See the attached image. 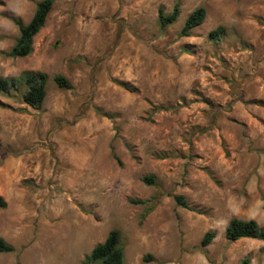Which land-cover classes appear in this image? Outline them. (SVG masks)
I'll return each mask as SVG.
<instances>
[{"label": "rangeland", "instance_id": "obj_1", "mask_svg": "<svg viewBox=\"0 0 264 264\" xmlns=\"http://www.w3.org/2000/svg\"><path fill=\"white\" fill-rule=\"evenodd\" d=\"M39 1L0 0V77L48 75L40 111L22 83L0 93V237L16 249L0 264H84L112 230L125 264H264V241L225 235L234 217L264 228V0H56L33 52L8 57L11 19Z\"/></svg>", "mask_w": 264, "mask_h": 264}, {"label": "trees", "instance_id": "obj_2", "mask_svg": "<svg viewBox=\"0 0 264 264\" xmlns=\"http://www.w3.org/2000/svg\"><path fill=\"white\" fill-rule=\"evenodd\" d=\"M56 0H40L36 4L35 13L29 23L24 24L20 18H12L11 20L19 29V36L13 45V47L5 54L12 58H25L33 52V43L36 35L45 27L48 18L53 11ZM207 11L204 7H198L195 9L185 20V23L179 33V37H189L193 29L202 25L205 21ZM180 17V6L176 4L170 13H165L162 8L158 10V22L161 30L168 28L175 24ZM225 29L219 27L216 30L210 32L209 37L214 41H219L224 33ZM47 82L48 75L39 71H24L18 78L14 77H0V93L3 95H10V93L18 89V83H22L25 86V92L22 96L23 104L40 111L45 103L47 97ZM55 84L60 89L72 90L73 86L70 81L61 75L54 77ZM122 86L127 87L125 84ZM3 107L10 108L8 106ZM158 109H156L157 111ZM20 112H26L25 110H19ZM143 182L147 185H154L155 177L146 176L143 178ZM176 204L187 210L201 213L195 208L191 207L187 199L183 195L169 194ZM134 204H145L144 200L132 201ZM7 203L0 195V209H5ZM146 215L144 216V218ZM226 238L230 242H235L241 239H253L258 241H264V228L254 220H244L239 218H232L226 229ZM216 238V234L213 231H207L201 240V247L205 248L212 244ZM16 249L13 245L5 241L0 237V253L15 252ZM247 262V260H245ZM84 264H125V251L122 245L120 232L112 230L109 232L107 238L97 244L85 257Z\"/></svg>", "mask_w": 264, "mask_h": 264}]
</instances>
